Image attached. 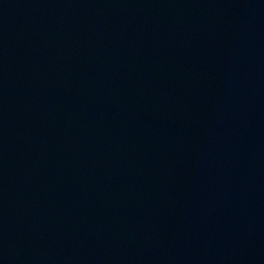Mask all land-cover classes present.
Here are the masks:
<instances>
[{
	"label": "water",
	"instance_id": "obj_1",
	"mask_svg": "<svg viewBox=\"0 0 264 264\" xmlns=\"http://www.w3.org/2000/svg\"><path fill=\"white\" fill-rule=\"evenodd\" d=\"M0 264H264V0H0Z\"/></svg>",
	"mask_w": 264,
	"mask_h": 264
}]
</instances>
